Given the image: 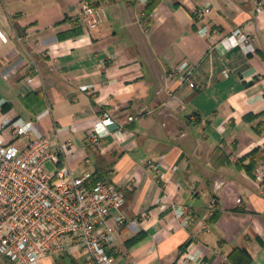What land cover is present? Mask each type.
Masks as SVG:
<instances>
[{"label":"crops","instance_id":"crops-1","mask_svg":"<svg viewBox=\"0 0 264 264\" xmlns=\"http://www.w3.org/2000/svg\"><path fill=\"white\" fill-rule=\"evenodd\" d=\"M81 1L0 0V123L35 119L31 137L65 145L76 174L102 170L124 192L113 264H264V184L248 166L264 149V0H88L105 11L92 29ZM235 29L251 40L230 47ZM105 113L115 122L94 137ZM66 247L56 264H82Z\"/></svg>","mask_w":264,"mask_h":264},{"label":"built area","instance_id":"built-area-1","mask_svg":"<svg viewBox=\"0 0 264 264\" xmlns=\"http://www.w3.org/2000/svg\"><path fill=\"white\" fill-rule=\"evenodd\" d=\"M104 15L102 7L83 0L77 23L92 29ZM250 40L240 29L225 38L230 47L244 46ZM190 68L189 62L184 61L173 74L186 78ZM114 122L105 113L93 126L92 135L98 138L109 133ZM8 126L11 140L3 133ZM35 131L33 118L18 117L0 123V254L13 264H39L48 258L50 264H56L60 256L68 260L64 253L70 240L77 245L82 264H113L107 250L113 233L108 219L125 203L124 192L106 178L91 184L90 171L76 174L67 164L66 146L60 144L58 150L52 151L51 138L45 134L31 137ZM19 138L25 142L17 143ZM47 161L54 165L53 170L46 168ZM254 176L257 183L264 184V162L256 166ZM215 206L213 198L210 207ZM174 211L180 217L191 216L182 205L174 206ZM122 218L119 213L120 222ZM185 259L186 264H203L190 253Z\"/></svg>","mask_w":264,"mask_h":264},{"label":"trees","instance_id":"trees-1","mask_svg":"<svg viewBox=\"0 0 264 264\" xmlns=\"http://www.w3.org/2000/svg\"><path fill=\"white\" fill-rule=\"evenodd\" d=\"M157 2V0H149L148 2V8H152L155 3ZM28 99H31L33 101H35V104H37L39 106V110L42 109V100L40 98V96L38 95L37 92H31L29 93L27 96L23 97L22 98V101L24 103H27ZM38 111V110H37ZM251 157L249 163H248V166H249V170L251 169H255L256 166H257V160H259V158L261 157H264V149L262 148L261 150L260 149H255L254 151H252L251 155H249ZM93 175V178L90 180L91 181V184L95 181H97L98 179H104L105 176H104V173L103 171L101 170H98V171H94L92 173ZM240 251V254H241V259H246L244 261H247L248 260V255L247 253L245 252V250H239ZM12 263V262H11Z\"/></svg>","mask_w":264,"mask_h":264},{"label":"rangeland","instance_id":"rangeland-1","mask_svg":"<svg viewBox=\"0 0 264 264\" xmlns=\"http://www.w3.org/2000/svg\"><path fill=\"white\" fill-rule=\"evenodd\" d=\"M83 1V0H82ZM45 166L48 170H53L54 169V165H52L51 161H47L45 163Z\"/></svg>","mask_w":264,"mask_h":264}]
</instances>
